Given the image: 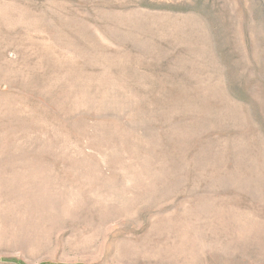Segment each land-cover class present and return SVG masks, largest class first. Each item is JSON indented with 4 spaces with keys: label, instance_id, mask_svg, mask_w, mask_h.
Wrapping results in <instances>:
<instances>
[{
    "label": "rangeland",
    "instance_id": "rangeland-1",
    "mask_svg": "<svg viewBox=\"0 0 264 264\" xmlns=\"http://www.w3.org/2000/svg\"><path fill=\"white\" fill-rule=\"evenodd\" d=\"M0 264H264V0H0Z\"/></svg>",
    "mask_w": 264,
    "mask_h": 264
}]
</instances>
